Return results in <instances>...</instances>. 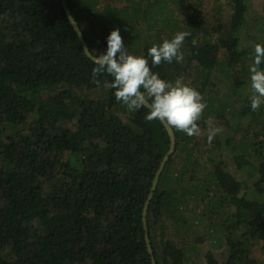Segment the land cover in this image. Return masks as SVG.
<instances>
[{
    "label": "trees",
    "instance_id": "trees-1",
    "mask_svg": "<svg viewBox=\"0 0 264 264\" xmlns=\"http://www.w3.org/2000/svg\"><path fill=\"white\" fill-rule=\"evenodd\" d=\"M65 1L89 50L96 41L95 52L105 53L107 36L119 28L125 47L140 54L136 26L148 13L138 11V0H127L128 7ZM232 1L233 14L218 29L193 4L183 25L196 43L181 49L182 62L152 69L168 81L183 77L207 104L201 136L172 129L175 150L147 212L157 264L185 262L165 240L168 223L174 237L194 226L187 220L191 204L205 208L197 220L208 218L209 233H222L228 251L223 262L206 253L205 264H253L252 242L261 241L264 254V202L246 194L247 185L241 194L245 183L223 158L229 151L261 197L264 105L254 112L249 96L239 98L250 86L253 49L242 42L251 0ZM149 48L145 44L141 55L151 66ZM94 66L61 0H0V264H151L141 215L169 138L159 121L145 120L147 109L129 113L116 101L113 77L105 73L99 86L93 83ZM82 90L101 94L85 100L75 92ZM209 116L225 129L211 144L203 134Z\"/></svg>",
    "mask_w": 264,
    "mask_h": 264
},
{
    "label": "clouds",
    "instance_id": "clouds-1",
    "mask_svg": "<svg viewBox=\"0 0 264 264\" xmlns=\"http://www.w3.org/2000/svg\"><path fill=\"white\" fill-rule=\"evenodd\" d=\"M191 33L177 31L171 39H164L161 44H153L144 55H133L124 46L120 29L116 28L107 36L105 53L85 48L87 55L95 65L91 79L97 86L98 77L107 74L113 77L109 87L114 89L116 101L122 102L129 113L147 109L145 120L159 121L168 128L185 133L189 137L201 136L199 125L207 104L201 93L183 77L174 81L162 79L160 74L152 69L162 62L171 64L184 59L182 45ZM252 63L249 67L250 89L249 97L252 111H258L264 105V44L251 42ZM213 117L209 116L206 123L207 142L212 143L214 137L223 131L222 127L213 125Z\"/></svg>",
    "mask_w": 264,
    "mask_h": 264
},
{
    "label": "rangeland",
    "instance_id": "rangeland-1",
    "mask_svg": "<svg viewBox=\"0 0 264 264\" xmlns=\"http://www.w3.org/2000/svg\"><path fill=\"white\" fill-rule=\"evenodd\" d=\"M138 2L140 6L138 11H145L148 13L146 20H144L143 22H140L139 20V25L134 24V27L137 25L136 29L141 34V36L138 37V52L140 53L139 55H141V49L145 46V44L150 45L151 47L153 46V44H161L164 39H171L176 31L175 33L173 31V33H171L170 30L166 29L168 26L169 29H173V27L176 26L178 31H187L184 29L183 23L187 15L190 13L193 4H196L195 6H199L200 9L204 11L205 16L212 20V24H215L214 27L216 29H218L224 22L226 24L227 20L230 19V15L232 16L233 14L232 0H138ZM101 3V6H103L105 3H108L113 7L129 6L127 0H101ZM248 5L249 9L247 13V19H249V32L247 33L246 40L242 42L243 46H245L246 48H249V46L251 47L252 40L264 44V0H251ZM136 8H138L137 4ZM219 14H221V19H219L218 17ZM88 27L96 29L95 24H88ZM163 27H165L166 30L162 29ZM164 32H166V34L167 32H169V35L167 34L168 38L165 35H162V39L158 38L160 39V41H157L158 39L155 38V36L157 34H163ZM188 41H190L191 43H196V37H187L182 45L183 50L184 48H186V44ZM97 46L98 45L95 41L93 48L95 50H98ZM127 51L130 54H133L130 49H127ZM184 51L187 52L186 50ZM243 88V91L240 92V99H243L246 96L250 97L251 95V89L249 85H245ZM75 92H78L77 96L80 94L79 96H81L85 100H97L99 99V96L101 94L99 91L82 90ZM236 101L241 100L235 99V102ZM234 114L236 113L234 112ZM217 126L221 127V125ZM222 129L223 131H225L223 127ZM243 130L244 129H242L241 131ZM221 133L222 132H220L219 139L223 138ZM203 134L206 135L207 130H204ZM241 134L242 133L239 131L238 135L236 134V136L239 137ZM213 156L216 157L217 152L212 153V158ZM223 158L228 165L227 169L230 170L231 173H233V175L236 177V180L245 183L242 186L241 194L244 193L243 188L247 185L249 187V190L246 192V194L248 193L252 198H258L259 200L264 202V193L261 194V197H257V191H254L252 182L248 178L246 171L244 169L238 170L235 168L231 153L227 151ZM204 212L205 208L196 207L195 205L191 204L188 211L187 220L189 224L194 223V226L187 233H184L187 229H182L179 237L170 235V233H172V229L170 228V225L168 223V231L166 232L167 239L165 240V242L170 243L169 247H171L173 250L181 252V258L183 257L182 260H185L183 264H205L204 255L208 252L212 253V255L220 262H223L227 257L226 255L228 254V251L225 247V239L222 233H209V231H211L214 226L210 225V220L208 218L201 217L202 214L201 216H199L200 220H197L196 214H204ZM217 225L218 223L215 225L216 228ZM250 244V262L253 264H264V254L260 250L261 241L257 244L253 242Z\"/></svg>",
    "mask_w": 264,
    "mask_h": 264
},
{
    "label": "water",
    "instance_id": "water-1",
    "mask_svg": "<svg viewBox=\"0 0 264 264\" xmlns=\"http://www.w3.org/2000/svg\"><path fill=\"white\" fill-rule=\"evenodd\" d=\"M62 1V7L65 13V16L68 20V22L70 23L73 31L75 32V34L77 35V38L79 40L80 46L82 48V50H84L85 48L89 49L87 46V43L82 35V32L79 28V25L77 24V22L74 20V18L71 15V12L67 6V3L65 0H61ZM89 60H91L87 55H85ZM92 61V60H91ZM93 62V61H92ZM161 123V122H160ZM162 124V123H161ZM162 126L164 127L168 138H169V150L167 151V153L165 154V156L163 157L162 161L159 164V167L154 175L153 181L151 183V188L149 190V194L147 196V199L144 203V207L142 210V215H141V221H142V226H143V230H144V242H145V246H146V250L147 253L150 256L151 259V264H157L155 259H154V255H153V250L150 244V239H149V231H148V227H147V212H148V208L150 205V202L154 196V192L157 188V184L159 182V177L161 175V173L164 170V167L169 159V157L173 154L174 150H175V136H174V132L171 128H168L166 125L162 124Z\"/></svg>",
    "mask_w": 264,
    "mask_h": 264
}]
</instances>
